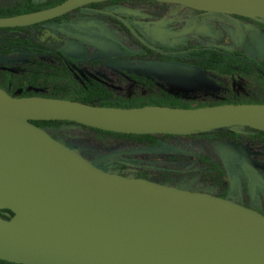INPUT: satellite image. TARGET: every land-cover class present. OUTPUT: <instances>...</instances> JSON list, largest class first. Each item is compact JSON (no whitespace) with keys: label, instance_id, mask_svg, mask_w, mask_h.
Segmentation results:
<instances>
[{"label":"water","instance_id":"water-1","mask_svg":"<svg viewBox=\"0 0 264 264\" xmlns=\"http://www.w3.org/2000/svg\"><path fill=\"white\" fill-rule=\"evenodd\" d=\"M100 1L105 0H64L32 13L36 17H0V27L29 26ZM154 1L264 19V0ZM32 120H67L125 134L192 135L232 126L264 132L263 103L116 107L16 96L0 88V209L13 212L9 219L0 217V259L16 264H264L263 214L209 193L107 172ZM20 166L33 170L68 227L18 211L13 199L22 194ZM256 179L264 186L263 177ZM193 212L222 221L239 240L201 236L203 223Z\"/></svg>","mask_w":264,"mask_h":264},{"label":"rangeland","instance_id":"rangeland-1","mask_svg":"<svg viewBox=\"0 0 264 264\" xmlns=\"http://www.w3.org/2000/svg\"><path fill=\"white\" fill-rule=\"evenodd\" d=\"M12 2L0 0V7ZM124 4L134 11L128 15L140 19L134 28L144 43L156 51H173L182 62L141 57L143 49L136 43V38L118 30L112 18L86 9L72 11L73 6L66 11L69 23L65 24L67 20L62 18L58 24L0 30V44L24 37L60 50L68 58L74 77L78 74L85 79L95 78L114 95L123 98H153L161 89L193 106L230 94L264 95V82L254 77L224 76L205 71L182 55L194 47H218L239 50L250 58L264 61L263 20L198 11L178 3L127 0ZM42 63L59 64L49 54L14 50L0 55V72L20 75ZM134 75L151 81L153 87L137 82L131 77ZM58 83L74 84L70 78L59 75L53 76L49 84ZM28 90L35 93L33 96H41L39 88ZM231 129L238 133L239 143L211 135H176L166 140V148L154 151L133 139L80 126L46 131L55 133L57 141L107 172L166 185L171 182L177 188L215 196L224 194L225 199L255 211L261 210L264 215V188L254 181L252 189L248 190L245 173L248 169L264 171V141L252 137L251 132L241 126ZM203 156L209 159L207 166L201 161ZM117 159L125 161L124 170L112 165ZM214 163L218 169L211 170ZM252 190L253 195L249 193Z\"/></svg>","mask_w":264,"mask_h":264},{"label":"trees","instance_id":"trees-1","mask_svg":"<svg viewBox=\"0 0 264 264\" xmlns=\"http://www.w3.org/2000/svg\"><path fill=\"white\" fill-rule=\"evenodd\" d=\"M63 0H13V2L7 6L0 7V16L3 17H16L29 15L32 13H36L42 10L49 8ZM152 1V0H148ZM98 3H89L85 4V6H95ZM80 6V5H79ZM75 6V7H79ZM67 13L54 18V20H58L61 17H65ZM238 17L247 18L243 16H239L236 14H232ZM53 20V21H54ZM52 20H48L46 22H50ZM43 23V22H42ZM36 23L34 25H38ZM22 27H0V30H20ZM16 49L26 50L30 52H40L47 53L58 57V65L53 64H39L40 67L35 69H27L20 75H15V73L11 71H3L0 72V88L5 90L10 95L16 96H33L31 90L29 88H39L41 89V96L50 97V98H61V99H69L76 100L83 103H88L92 105H100V106H116V107H139L148 104L155 105H167V106H178V107H200V106H210V105H218V104H238V103H263L264 104V95H242L237 96L236 94H230L229 96L224 97L223 99H217L215 101H209L207 103L195 104L191 106L189 103H182L181 99H178L174 95L164 91L159 90L156 96L153 98H145V97H131V98H123L121 96H116L114 93L109 90L101 81L95 78H81L76 75L74 77V70L71 68L69 64V60L66 58H62L60 53L55 49L50 48L44 44L38 43L30 38L24 37H15L13 40L9 42L0 44V54H9ZM146 55L148 57H156L159 60L163 61H177L182 62L180 59H177L176 56L172 53H163L156 52L151 47H145ZM190 59V62L196 67L205 70L218 73L224 76H237L240 74L254 77L262 82H264V61L256 60L250 58L245 53L239 50H230L225 48L218 47H194L189 50L185 54ZM64 76L73 80L74 84L70 85L67 83L61 84H53L50 85V81L53 76ZM134 80L141 83L145 87H153V83L149 80H144L142 77L132 76ZM31 123L37 125L43 130L53 129L56 132V129L62 128L63 126H80L83 128H88L91 130H95L100 133H104L107 135L119 136L122 138L133 139L147 149L154 151L161 148H166V140L169 138L176 137V135L172 134H125V133H116L105 130H100L97 128L85 126L80 123L67 121V120H32ZM234 127V126H232ZM247 132H251L250 135L255 137L261 141H264V132L253 129L247 126H241ZM48 132V131H46ZM54 138H57L55 133L48 132ZM215 136L219 139L222 138H231L237 143L238 133L231 129V127L214 130L207 133L200 134H192L186 136ZM202 162H209L208 157L203 156L201 158ZM116 168L120 170L125 169V161L121 159H117L113 164ZM212 169H218V166L214 163L211 164ZM260 175L264 177V171L258 169L256 170ZM170 186H175L171 182L168 183ZM252 189L251 185L248 183V189ZM252 192V191H251ZM218 196L225 198L224 194H219ZM13 216V212L8 208L0 209V217L9 219ZM0 263L2 264H16L13 262H8L0 259Z\"/></svg>","mask_w":264,"mask_h":264},{"label":"bare ground","instance_id":"bare-ground-1","mask_svg":"<svg viewBox=\"0 0 264 264\" xmlns=\"http://www.w3.org/2000/svg\"><path fill=\"white\" fill-rule=\"evenodd\" d=\"M38 15L31 14L27 17H36ZM17 175L22 194L19 197H15L13 203L18 211L50 226L68 227V220L63 212L49 200L46 192L36 179L33 170L30 167L20 166L17 169ZM1 204L2 206L7 205L5 198L1 199ZM193 215L203 223L201 236L222 241L239 240L238 234L222 221L195 212H193Z\"/></svg>","mask_w":264,"mask_h":264},{"label":"flooded vegetation","instance_id":"flooded-vegetation-1","mask_svg":"<svg viewBox=\"0 0 264 264\" xmlns=\"http://www.w3.org/2000/svg\"><path fill=\"white\" fill-rule=\"evenodd\" d=\"M64 1V0H63ZM61 1V2H63ZM145 1H148V0H145ZM154 1V0H152ZM61 2L57 3V4H60ZM127 0H105V1H100V2H93V3H98V5H95V6H85L84 5H76V6H79V7H75L73 6L71 9L72 11L73 10H80V9H86V10H91V11H94L96 13H102L104 14L105 16H108V18H112L111 21L113 22V25L118 29V30H121L123 32H126L127 34L133 36L134 38H136V43L138 45L141 46V48L143 49V54H141V57L145 58V59H151V58H155L157 59L156 57H148L145 53H146V50H145V47H150L149 45H147L146 43H144L142 37L139 35V33L135 30L134 26L136 23H139L141 22L140 19L136 16H131V15H128V13H131V12H134L132 10H130V8H128V6H125L124 3H126ZM55 4V5H57ZM89 4V3H88ZM53 5V6H55ZM53 6H50V7H53ZM49 7V8H50ZM48 9V8H47ZM70 9V10H71ZM204 12V11H203ZM68 12H64L63 14H65ZM61 14V15H63ZM67 14L65 15V17H61L60 19L62 18H65L67 21L64 22L65 24L69 23V17L67 16ZM59 15V16H61ZM0 17H3V16H0ZM58 17V16H57ZM56 18V17H54ZM54 18L52 19H48V20H52L50 22H46V21H42V22H39L38 25L40 24H58L60 19H58L57 21L54 20ZM68 18V19H67ZM258 19V18H257ZM54 20V21H53ZM258 20H263L264 19H258ZM36 24V23H35ZM34 24L32 25H29V26H33ZM55 26H58V25H55ZM64 26V25H63ZM25 27V26H23ZM47 46V45H46ZM49 47V46H48ZM51 48V47H50ZM152 48V47H151ZM154 49V48H152ZM16 50H19V49H16ZM56 50V49H55ZM155 50V49H154ZM57 52L60 53V56L62 58H66L68 60V58L60 51V50H56ZM156 51V50H155ZM30 52V51H29ZM156 52H163V53H172L173 54V51H167V50H160V51H156ZM12 53V52H11ZM31 53H40V52H31ZM41 54H47V53H41ZM0 55H6V54H0ZM51 55V54H49ZM53 57H55L54 55H51ZM56 59H59L58 57H55ZM136 76V75H135ZM132 77V76H131ZM139 77V76H138ZM133 78V77H132ZM244 170V169H243ZM245 173L247 175V179H248V183L249 185H253V182H257L261 187L264 188V186H262L258 180L256 179V175H260L257 171H251L250 169H248V171L245 170ZM261 177H263L262 175H260ZM264 178V177H263ZM247 183V184H248ZM249 190V189H248ZM249 193L251 195H253V190L252 192L249 191ZM251 208V207H250ZM255 210V209H254ZM259 213L262 214V211L261 210H257ZM2 264V263H0Z\"/></svg>","mask_w":264,"mask_h":264}]
</instances>
